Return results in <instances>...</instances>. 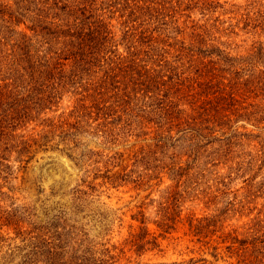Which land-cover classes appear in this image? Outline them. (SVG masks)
<instances>
[{
    "label": "rangeland",
    "instance_id": "1",
    "mask_svg": "<svg viewBox=\"0 0 264 264\" xmlns=\"http://www.w3.org/2000/svg\"><path fill=\"white\" fill-rule=\"evenodd\" d=\"M188 3L183 23L192 30L200 26L209 42L233 55L256 53L263 69L264 0ZM0 28L12 27L0 20ZM83 81L65 85L51 104L38 100L49 91L41 85L42 93L34 92L39 104L31 102L26 116L39 119L17 130L32 139L31 153L22 162L17 150L1 159L11 166L0 173L1 215L13 224L5 218L0 224V264H25L34 249L43 263L42 252L60 255L74 242L89 248V258L105 257L107 264H256L264 253L252 246L254 236L264 232L261 96L235 103L238 112H228L224 128L195 147L188 140H168L165 146L154 128L124 129L128 118L139 119L122 112L110 133L88 128L97 127L90 111L82 116L89 125L79 131L72 128L66 136L61 129L51 131L44 120L56 122L75 111L82 104L75 86ZM12 118L10 113L8 121H17ZM191 220L203 226L198 230ZM167 222L174 226L169 232ZM137 235L141 245L132 242Z\"/></svg>",
    "mask_w": 264,
    "mask_h": 264
},
{
    "label": "trees",
    "instance_id": "2",
    "mask_svg": "<svg viewBox=\"0 0 264 264\" xmlns=\"http://www.w3.org/2000/svg\"><path fill=\"white\" fill-rule=\"evenodd\" d=\"M188 4V0H14L10 5L0 0V20L12 27L0 28V173L11 168L1 160L7 152L17 150L20 162L31 153L32 139L17 133L29 120L39 119L26 118L30 103L38 105L44 98L53 103L65 85L81 77L83 83L75 87L80 90L77 103L82 104L56 122L44 120L43 124L50 121L46 126L51 131L61 129L65 136L72 128L79 131L82 124L89 125L82 116L90 111L97 127L88 128L110 133L118 128L114 122L122 112L139 119L128 118L124 129L154 128L155 138L165 146L168 140L174 144L188 140L195 147L224 128L228 112L237 111L235 103H245L255 94L261 96L258 103L264 102V67L257 63L261 59L256 53L233 55L209 42L200 26L192 30L181 19ZM26 78V85L20 84ZM41 85L49 87L48 95L36 100L34 92L41 94ZM10 113L16 122L8 121ZM1 207L2 226L6 216ZM193 221L196 229L203 226ZM166 225L167 232L174 228ZM262 235H255L252 243L260 252ZM134 237L133 244L141 245L142 237ZM78 246L74 242L60 255L42 252L43 263L41 252L34 249L25 264H107L105 257L91 259L86 255L89 248ZM254 261L264 264V253Z\"/></svg>",
    "mask_w": 264,
    "mask_h": 264
}]
</instances>
